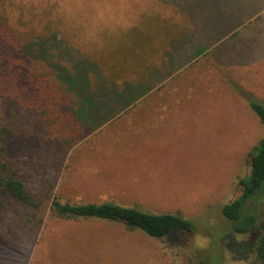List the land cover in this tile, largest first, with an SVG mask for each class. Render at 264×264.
Listing matches in <instances>:
<instances>
[{
	"label": "rangeland",
	"instance_id": "obj_1",
	"mask_svg": "<svg viewBox=\"0 0 264 264\" xmlns=\"http://www.w3.org/2000/svg\"><path fill=\"white\" fill-rule=\"evenodd\" d=\"M166 2L170 0L5 3L8 24L20 31L39 30L49 20L73 55L98 51L108 42L102 52L108 49L103 54L113 64L138 68L174 33L172 26L153 21H175L174 7L164 6ZM250 25L260 29L258 34L247 29ZM242 29L247 31L241 38L227 40L245 38L240 49L217 47L179 70L171 71L175 64L162 52L152 55L158 70L145 86L160 89L159 94L133 108L150 112L109 121L65 156L36 140L9 141L8 151L30 169V185L42 204L34 210L5 198L0 264H253L264 230V199L261 224L247 234L234 233L222 212L236 196L238 182L249 176L248 154H255L264 139V125L249 107V101L264 105V17ZM213 35H207L209 40ZM49 193L62 202H112L179 215L195 230L155 238L117 222L58 217L50 211Z\"/></svg>",
	"mask_w": 264,
	"mask_h": 264
},
{
	"label": "trees",
	"instance_id": "obj_2",
	"mask_svg": "<svg viewBox=\"0 0 264 264\" xmlns=\"http://www.w3.org/2000/svg\"><path fill=\"white\" fill-rule=\"evenodd\" d=\"M5 2L0 0V213L6 197L34 210L42 204L30 185V169L22 157L8 151L9 141L36 140L59 148L65 156L90 133L115 119L111 116L159 94L160 89L152 91V85L145 86L158 70L150 61L151 56L162 52L170 59L171 46L175 48L185 38L181 23L154 18L162 26H172L173 35L164 38L159 49L151 52L138 68L125 64L120 67L112 63L109 54H103L108 52H102L106 41L105 47L96 48L98 51L77 56L64 47V40L57 38L60 31L53 32L56 26L52 21H43L39 30L12 27ZM61 36L65 37L62 33ZM249 107L264 125V105L249 101ZM247 161L249 176L238 182L236 196L222 209L236 234H247L261 224L264 139L255 154H248ZM47 197L50 211L58 217L117 222L155 238L177 230H195L191 221L175 214H153L112 202H62L57 195L51 197V193ZM254 255L253 264H264V230L257 238Z\"/></svg>",
	"mask_w": 264,
	"mask_h": 264
},
{
	"label": "crops",
	"instance_id": "obj_3",
	"mask_svg": "<svg viewBox=\"0 0 264 264\" xmlns=\"http://www.w3.org/2000/svg\"><path fill=\"white\" fill-rule=\"evenodd\" d=\"M173 2L170 0L164 6L174 7V22L177 23L176 21H178V24L181 23L183 33L185 32L183 35L185 38L176 43L177 45H174L175 48L171 46L170 53L172 56H170V60L175 64L173 66L174 69H182L184 63L197 61L217 47L229 46L231 50H235L237 47L240 49L246 45L245 38L244 40L237 39V42L233 43H228L227 40L236 37L241 38L238 35L243 30L247 31V29L249 31L252 30L251 32L254 34H258L260 29L252 25L247 29L242 28L249 26L252 20L264 17V0H185L181 3ZM209 33H214L213 39L209 40V37H207ZM185 53L189 54L184 59ZM180 55H183V57L178 59ZM238 61L242 62V57ZM143 111L150 112L131 109L120 111L111 117L120 119L132 113ZM154 112L164 114L163 111ZM118 119L114 120L111 124L115 123ZM132 178L135 177L129 176L127 179Z\"/></svg>",
	"mask_w": 264,
	"mask_h": 264
}]
</instances>
